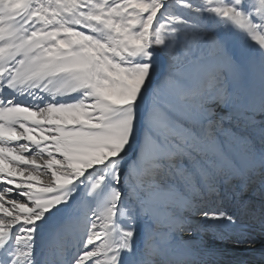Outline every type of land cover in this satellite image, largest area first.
Returning <instances> with one entry per match:
<instances>
[{
	"label": "snow or ice",
	"instance_id": "1",
	"mask_svg": "<svg viewBox=\"0 0 264 264\" xmlns=\"http://www.w3.org/2000/svg\"><path fill=\"white\" fill-rule=\"evenodd\" d=\"M257 226L264 0H0V264H223Z\"/></svg>",
	"mask_w": 264,
	"mask_h": 264
},
{
	"label": "bare ground",
	"instance_id": "2",
	"mask_svg": "<svg viewBox=\"0 0 264 264\" xmlns=\"http://www.w3.org/2000/svg\"><path fill=\"white\" fill-rule=\"evenodd\" d=\"M258 72V69L256 70ZM225 80L224 76H221V81ZM253 208L256 211V214L259 213L261 207V196L258 190V187H254L253 191L250 193ZM255 198H258L255 199ZM249 223H252L250 220ZM253 234L255 240L259 238L258 244L255 246L257 251H252V246L247 244L235 245L232 244L229 240L217 241L216 247H218L223 255L220 257L223 264H255L261 258L259 256V248L262 243H264V235L259 231L258 226L253 229ZM137 243L139 244V238H137ZM57 258L54 256L50 257V260L55 261Z\"/></svg>",
	"mask_w": 264,
	"mask_h": 264
},
{
	"label": "rangeland",
	"instance_id": "3",
	"mask_svg": "<svg viewBox=\"0 0 264 264\" xmlns=\"http://www.w3.org/2000/svg\"><path fill=\"white\" fill-rule=\"evenodd\" d=\"M217 35L220 36L221 38L223 37L224 33L222 30L217 31ZM246 43L243 41L240 37H233L227 45V48L229 50V53L236 59L239 58V50L241 47H245ZM168 68V62H167V57L164 55H161L158 61V71L163 73L167 71ZM219 114V113H218ZM258 200V198H255ZM256 240L259 241V238ZM258 241H256V245L258 244ZM231 242V241H230ZM232 243V242H231ZM233 244V243H232ZM255 245V246H256ZM54 258H57L54 256Z\"/></svg>",
	"mask_w": 264,
	"mask_h": 264
}]
</instances>
